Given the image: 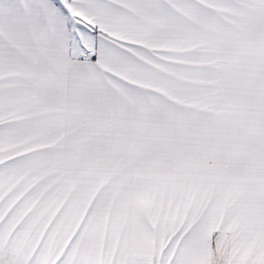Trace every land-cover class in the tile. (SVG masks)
Segmentation results:
<instances>
[{
  "label": "snow or ice",
  "instance_id": "6c2138e0",
  "mask_svg": "<svg viewBox=\"0 0 264 264\" xmlns=\"http://www.w3.org/2000/svg\"><path fill=\"white\" fill-rule=\"evenodd\" d=\"M0 264H264V0H0Z\"/></svg>",
  "mask_w": 264,
  "mask_h": 264
}]
</instances>
